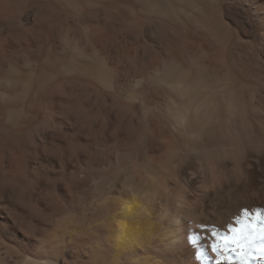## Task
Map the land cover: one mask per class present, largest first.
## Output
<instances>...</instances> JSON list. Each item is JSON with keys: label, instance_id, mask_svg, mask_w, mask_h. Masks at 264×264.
<instances>
[{"label": "bare ground", "instance_id": "1", "mask_svg": "<svg viewBox=\"0 0 264 264\" xmlns=\"http://www.w3.org/2000/svg\"><path fill=\"white\" fill-rule=\"evenodd\" d=\"M215 7L243 47L264 49V0H217ZM37 12L38 0H0V41L9 58L21 67L25 64L22 56L41 60L49 47L56 53L61 49L49 28L37 23ZM158 16L161 28L177 33L171 45L150 32L138 40L120 35L118 24L98 22L96 27L106 37L115 38L111 59L138 63V70L121 64L117 87L141 102L102 108L101 118L86 128L74 112L60 105L94 111L92 102L83 95L67 100L49 97V115L57 131H42L35 137V147L24 145V170L36 193L24 205L0 204V237L5 241L34 257L50 258L32 250L30 236L39 223L38 214L47 207L43 191L52 188L58 197L63 192L60 198L68 209L91 226L87 232L64 235L63 258L58 264H87L100 249L124 264H264V157L235 155L228 142L203 139L184 129L179 135L173 131L201 113L211 114L220 127H230L241 110L237 95L219 90L212 75L203 70L197 51L201 35L182 17L166 14L162 3ZM200 29L208 31L209 25L202 23ZM141 45L139 52L134 51ZM170 46L179 55L170 58L173 63L167 69L152 71L147 65L151 56L167 57ZM176 62L187 67L177 70ZM140 75L144 82L136 87ZM230 75L246 84L243 73L238 78L234 71ZM36 83L44 87L46 81L41 78ZM248 86L258 93V84ZM17 91H23L22 84ZM146 129L154 133L153 142L130 151ZM86 152L97 156L91 166ZM101 153L116 165L108 182H103L100 171L104 166ZM213 171L233 181L243 179L245 190L258 195L246 198L235 189L213 191ZM82 174L89 180L77 179L69 191L65 182ZM91 179L102 182L94 187ZM107 196L122 197V205L95 212L94 206Z\"/></svg>", "mask_w": 264, "mask_h": 264}, {"label": "clouds", "instance_id": "2", "mask_svg": "<svg viewBox=\"0 0 264 264\" xmlns=\"http://www.w3.org/2000/svg\"><path fill=\"white\" fill-rule=\"evenodd\" d=\"M217 0H38L36 21L47 26L50 34L59 40L61 49L56 53L52 47L41 60L25 55L23 67L9 58L5 44L0 41V204L5 202L22 204L31 199L36 190L24 170V145L35 147V137L42 131L55 132L49 115V97H62L67 100L72 95H83L92 102V109L82 106L71 107L61 104L60 107L74 112L82 126L89 128L92 121L100 119L101 109H110L113 105L141 102L136 95H124V90L117 87L120 79V66L123 63L132 65L138 70L139 65L132 59L117 63L111 59V49L116 46L115 38L105 36L96 25L100 21L120 25V35H131L144 40L146 32L171 45L177 35L171 28L159 26L158 9L163 4L166 14L175 19L182 17L202 37L201 48L197 51L202 56L203 70L212 75L214 85L221 91L234 92L239 100L241 116L230 127H220L218 121L208 113L193 114L181 128L174 129L178 135L181 129L207 139L215 137L218 141L228 142L235 155H247L250 159L264 157V49H249L230 33L227 22L215 7ZM137 5H142L138 7ZM175 8V12L168 13ZM209 25L208 31H201L200 25ZM19 43V41H17ZM141 45L134 51L139 52ZM148 55L145 49V56ZM179 55V50L169 47L167 57L158 54L151 56L147 65L158 72L167 69ZM142 64L143 61L141 60ZM177 70L182 62H176ZM235 77L243 73L246 84L242 85ZM44 79V87L37 86L38 79ZM144 82V76L137 79L136 87ZM23 85V91L17 87ZM258 84V93L248 85ZM260 96L259 103L256 95ZM111 101V103H110ZM125 110H129L127 107ZM133 135L136 133L133 131ZM154 133L147 129L138 135L129 150L151 144ZM89 166L97 156L86 152ZM103 162L100 171L103 182L110 181L116 165L105 155L98 154ZM223 159V157H221ZM183 161H180L182 163ZM211 176L216 179L213 191H230L255 197L258 192L246 191L243 179L233 181L223 172L215 171ZM89 180L80 175L65 182L71 191L77 181ZM101 180L91 179L92 186ZM49 185L52 181L47 182ZM109 183V187H113ZM47 207L39 213V223L30 236L33 251L50 254V258H39L29 254L20 246L9 243L0 237V264H58L63 258V237L65 234H79L91 228L87 222L70 211L64 201L52 188L43 191ZM123 198L105 197L94 206L97 213L107 212L111 205H122ZM118 222V221H117ZM67 264V261L65 262ZM87 264H124L123 260L109 255L100 249Z\"/></svg>", "mask_w": 264, "mask_h": 264}]
</instances>
